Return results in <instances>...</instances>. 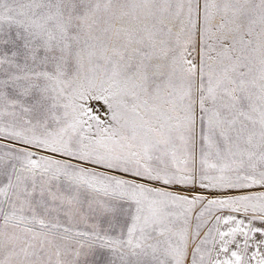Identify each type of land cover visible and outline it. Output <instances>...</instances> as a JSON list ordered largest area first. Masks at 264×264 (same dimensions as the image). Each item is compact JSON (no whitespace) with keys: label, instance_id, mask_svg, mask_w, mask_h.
<instances>
[{"label":"snow or ice","instance_id":"snow-or-ice-1","mask_svg":"<svg viewBox=\"0 0 264 264\" xmlns=\"http://www.w3.org/2000/svg\"><path fill=\"white\" fill-rule=\"evenodd\" d=\"M0 264H264V0H0Z\"/></svg>","mask_w":264,"mask_h":264}]
</instances>
